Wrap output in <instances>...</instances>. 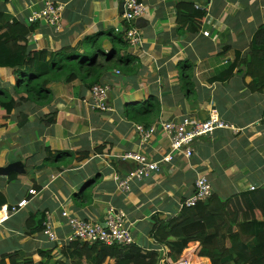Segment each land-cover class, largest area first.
Here are the masks:
<instances>
[{
	"label": "crops",
	"instance_id": "crops-1",
	"mask_svg": "<svg viewBox=\"0 0 264 264\" xmlns=\"http://www.w3.org/2000/svg\"><path fill=\"white\" fill-rule=\"evenodd\" d=\"M45 1L60 5L61 28L55 31L34 21L38 27L29 40L37 49L53 53L109 31L122 35L114 29L124 27L125 0H0V12L28 25ZM142 3L145 12L134 21L141 43L128 45L125 52L133 59L127 63L131 72L124 75L110 69L101 74L99 83L109 87L108 111L90 107L89 86L78 78L69 84L50 83L49 104L23 106L21 111L31 121L22 127L17 126L18 111L1 121L0 193L5 202L0 208L21 199L27 203L0 221V256L17 251L37 263L42 250L54 247L52 256L60 258L62 239L68 233L61 211L102 222L114 210L124 213L134 243L156 251L158 264H165L163 258L170 259L168 245L150 237L151 227L155 219L179 216L181 203L193 194L196 177H205L212 194L220 199L264 186V91L249 88L250 72L262 73L264 61L252 66L242 63L254 45L258 46L255 36L264 28V0ZM178 4L192 6L202 17L181 27ZM4 24L0 21V26ZM104 46L109 45L105 42ZM258 48L263 50L264 45ZM231 65L234 68L228 76ZM12 81V69L0 67V85L9 87L14 96ZM145 101L159 106L149 126L185 117L202 121L216 116L231 128L200 137L190 158L175 156L169 163L159 164L152 175L130 181L128 191H120L114 177L135 167L133 161L122 159L124 153L139 152L157 162L169 151V139L160 128L142 142L136 123L126 116L128 107L138 108ZM52 113L54 122L48 124ZM12 173L16 178H8ZM88 187L91 201L80 206L78 197ZM29 190L35 193L29 194ZM44 211L49 213L57 243H49L41 232L30 233L26 227L32 217L42 224ZM183 244V238L173 243L179 258L189 259L190 264H210L207 257L196 255L198 241ZM5 262L8 264L7 259Z\"/></svg>",
	"mask_w": 264,
	"mask_h": 264
},
{
	"label": "trees",
	"instance_id": "trees-1",
	"mask_svg": "<svg viewBox=\"0 0 264 264\" xmlns=\"http://www.w3.org/2000/svg\"><path fill=\"white\" fill-rule=\"evenodd\" d=\"M8 1V0H4ZM178 25L194 24L202 17V12L194 10L188 4L177 5ZM196 19V20H195ZM0 67L11 68L15 77L13 96L9 90L0 85V128L1 121L10 118L13 111L17 126L22 127L31 119L21 108L29 103L40 106L52 100L49 84L62 82L69 84L75 79L86 82L89 88L99 83L101 74L110 69H117L128 75L127 63L132 61L125 52L127 42L121 34L109 31L83 40L78 46L61 47L50 53L45 49H37L30 43V34L38 27V23L26 25L20 20H9L0 12ZM190 27V26H188ZM251 52L242 63L255 65L264 61V28L256 33ZM109 46H104V43ZM123 53V54H122ZM122 54V55H121ZM234 68H228L227 75ZM262 73L253 74L249 88L253 92L264 91V63ZM119 72V73H120ZM133 106V105H132ZM128 107L126 116L136 125L149 126V119L157 115L159 106L154 101H145L138 108ZM20 111V112H19ZM54 113L46 120L54 122ZM8 178H16L10 174ZM90 187V186H89ZM89 187L78 197L79 205L85 206L91 201ZM0 193V206L4 203ZM30 233H40L41 223L34 218L26 222ZM150 237L158 243L168 245V257L174 261L179 258L175 246L178 239L183 238L187 246L198 241L196 255L207 257L210 264H264V186L246 193H238L225 199L212 194L206 200L193 207H182L179 216L167 221L155 219L150 230ZM216 244H215V243ZM54 247L46 248L39 253L40 260L33 263L30 257L20 252L3 254L0 264H158L159 254L147 251L136 244L127 246H105L75 242L59 249L60 258L52 256Z\"/></svg>",
	"mask_w": 264,
	"mask_h": 264
},
{
	"label": "built area",
	"instance_id": "built-area-1",
	"mask_svg": "<svg viewBox=\"0 0 264 264\" xmlns=\"http://www.w3.org/2000/svg\"><path fill=\"white\" fill-rule=\"evenodd\" d=\"M214 1V0H207ZM61 7L53 2L45 1L43 7L28 20L30 23L39 21L53 27L51 22H57L60 17ZM145 7L142 0H125L123 4V13L121 15L123 28H115V32H122L123 39L129 46H138L141 43V36L138 29L134 26V21L142 16ZM207 34V33H205ZM119 74V71L115 72ZM109 87L106 83H97L89 88V104L92 108L105 110L106 93ZM169 139V151L160 161H150L148 157L139 152H126L122 159L131 160L135 163L134 169L122 177L115 176L114 180L120 191H128L130 181L134 179H143L152 175L159 169V164L169 163L175 156L190 158L193 155V144L200 137L211 135L215 130L222 128H231V126L220 121L216 116H210L206 120L198 121L190 118H182L174 122H162L159 127L152 125L145 127L136 126V133L139 139L144 142L148 137L156 133L157 129ZM29 194H34V190H29ZM211 196V188L205 177H196L194 181L193 194L181 203V208L193 207L196 203L206 200ZM27 203L26 199H21L13 205L0 208V221H5L9 216L16 214ZM42 221V235L49 243L59 242V238L54 230L48 211H44ZM60 217L64 219L68 227V233L62 239V245H70L75 242L86 244H100L105 246H127L134 243V238L126 225V218L121 211L110 210L106 213L102 222L88 219H80L69 215L66 211L60 212ZM162 260V256L160 258ZM165 264H190L189 259L179 258L170 260L163 258Z\"/></svg>",
	"mask_w": 264,
	"mask_h": 264
},
{
	"label": "rangeland",
	"instance_id": "rangeland-1",
	"mask_svg": "<svg viewBox=\"0 0 264 264\" xmlns=\"http://www.w3.org/2000/svg\"><path fill=\"white\" fill-rule=\"evenodd\" d=\"M60 17H58V21L57 22H51L52 23V25H53V27H51L50 25H48V24H45V26H49L50 28H52L53 30H55V31H57V30H59L60 28H61V24H60ZM15 82V81H14ZM13 81H12V84L14 85L15 83H14ZM12 85V86H13ZM5 89H7V90H9V87H4ZM57 98H59V96L57 97ZM91 107V106H90ZM105 110H101V108L100 109H95V108H93V110H99V111H101V112H104V111H108L109 109H108V106L106 105V108H104ZM211 195H212V191H211ZM62 246H65V245H62Z\"/></svg>",
	"mask_w": 264,
	"mask_h": 264
}]
</instances>
